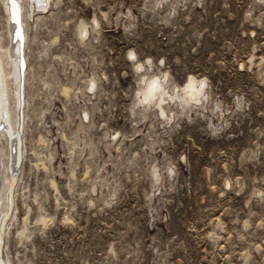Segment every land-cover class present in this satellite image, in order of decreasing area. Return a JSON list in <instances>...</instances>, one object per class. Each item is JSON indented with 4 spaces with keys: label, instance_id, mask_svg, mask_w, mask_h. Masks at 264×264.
<instances>
[{
    "label": "rangeland",
    "instance_id": "rangeland-1",
    "mask_svg": "<svg viewBox=\"0 0 264 264\" xmlns=\"http://www.w3.org/2000/svg\"><path fill=\"white\" fill-rule=\"evenodd\" d=\"M51 3L27 17L9 264H264V0ZM10 25L0 0L3 56ZM154 76L206 107L163 118Z\"/></svg>",
    "mask_w": 264,
    "mask_h": 264
},
{
    "label": "bare ground",
    "instance_id": "bare-ground-1",
    "mask_svg": "<svg viewBox=\"0 0 264 264\" xmlns=\"http://www.w3.org/2000/svg\"><path fill=\"white\" fill-rule=\"evenodd\" d=\"M51 4H52L51 0H7L8 12L11 19V25H10L11 46L8 52L4 56H3V52H1L2 55L0 54V110H1L0 116L1 118L4 119L1 122L5 123L2 129L0 128V147L2 148V146L4 145L1 143V136H3L6 141V146L10 147V151H7V153L5 154L8 159L10 158V160L8 161L9 163L6 164L5 166L7 175L5 179L6 180L5 190L2 195L3 197L0 196V216L6 210V194H7L10 175L12 172L19 169L18 167L21 165V161H22L23 121L27 115L22 110L24 104L23 80L25 76L26 79L28 76L25 58L27 56V49L29 47L28 28L30 23L28 22L27 17L33 18L34 11L36 9H39L40 14L38 13V15H36L37 17L35 18L36 20H38V16L41 15V13L44 11L47 12L51 8ZM93 23H95V21H93ZM81 30H82L81 32L82 35L86 38L89 35V29L87 28V26H82ZM138 66L141 68L143 67L142 64H138L137 66H135V68ZM144 77L145 75L142 76V78ZM154 80L159 81V90L152 94L155 97V99H152L147 94V89L150 86L151 82ZM165 83L167 84L165 78L161 79V77L154 76L153 79L149 80V85L144 95V99L147 98L149 100L147 106L150 103H153L156 110L155 112L156 113L159 112L163 118L165 119L169 118V115L167 113L168 110L166 108L172 111L173 109L171 108L172 105L173 106L175 105L176 108L177 106H181L182 109L187 107L188 109H194L198 111L206 107L204 105L206 99L205 83L202 80L196 79L193 76L190 77L187 83L185 84V86H183V89L181 88L182 91H179L178 87H177L178 89L176 87L174 89L169 88L168 85H166ZM201 85H203V87H201ZM25 101L27 100L25 99ZM20 120H21V127L19 129ZM13 149L15 150V153L12 152ZM18 180L19 178L17 179L13 193V208L15 201L14 195H16L15 193L17 191ZM12 215H13V209L9 216L5 228V232L3 235L4 252H5V244L7 241L6 237L9 234V227L11 224L10 222ZM21 233H22L21 230L20 232L18 231V235H20ZM5 264H9V260L7 259L6 256H5Z\"/></svg>",
    "mask_w": 264,
    "mask_h": 264
},
{
    "label": "water",
    "instance_id": "water-1",
    "mask_svg": "<svg viewBox=\"0 0 264 264\" xmlns=\"http://www.w3.org/2000/svg\"><path fill=\"white\" fill-rule=\"evenodd\" d=\"M20 127H21V120L19 121V129ZM18 175H19V169L15 170L10 175L7 194H6V210L0 216V264H5L3 235L5 232V228H6L9 216L13 209V193H14L15 184L18 179Z\"/></svg>",
    "mask_w": 264,
    "mask_h": 264
},
{
    "label": "snow or ice",
    "instance_id": "snow-or-ice-1",
    "mask_svg": "<svg viewBox=\"0 0 264 264\" xmlns=\"http://www.w3.org/2000/svg\"><path fill=\"white\" fill-rule=\"evenodd\" d=\"M129 59L131 60H135L136 57L135 55L133 54H129ZM150 63V62H149ZM161 63H163V61H161ZM137 71H142V68L141 67H138L137 68ZM201 87H203V85H201ZM159 90V81H152L150 86L148 87L147 89V94L152 98V99H155V97L152 95L154 92L158 91ZM141 103H149V100L147 101H142Z\"/></svg>",
    "mask_w": 264,
    "mask_h": 264
},
{
    "label": "clouds",
    "instance_id": "clouds-1",
    "mask_svg": "<svg viewBox=\"0 0 264 264\" xmlns=\"http://www.w3.org/2000/svg\"><path fill=\"white\" fill-rule=\"evenodd\" d=\"M138 67H139V66H138ZM138 67H137V68H138ZM139 95H142V94H141V93H138V96H139ZM147 100H148V99L146 98V99L141 100L140 102H142V101H147Z\"/></svg>",
    "mask_w": 264,
    "mask_h": 264
}]
</instances>
